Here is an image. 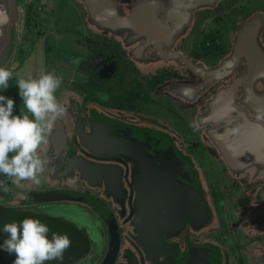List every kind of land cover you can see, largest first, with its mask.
<instances>
[{
  "label": "flooded vegetation",
  "instance_id": "1",
  "mask_svg": "<svg viewBox=\"0 0 264 264\" xmlns=\"http://www.w3.org/2000/svg\"><path fill=\"white\" fill-rule=\"evenodd\" d=\"M39 1L24 0L23 22L26 29L33 26V32L44 40L36 26ZM68 1L77 13V22L69 29L74 37L70 40L69 35L63 46L56 44L53 48L47 41H41L46 53L52 54L51 61L44 59L43 72L55 71L62 79L56 95L67 112L53 126L46 151L41 150L42 158L47 160L41 183L22 181L18 185L9 183L7 192L0 189V245L8 237L2 232L4 224L34 218L49 226V237L51 232L66 233L73 244L63 253V260L46 264H102L109 249L110 222L118 234L117 253L110 264H151L143 260L135 247L138 233L131 224L132 192L124 179L121 208L104 196L103 187L85 183L75 169L64 174L66 162L71 158L89 157L95 163H109L101 149L108 148L106 141L111 137L122 138L121 133L135 135V129H139L167 136L191 160L213 215L206 227L192 230L186 226L179 234L164 238L170 247L165 256L181 261L192 248L214 246L221 264H264V169L246 167L237 174L230 172L219 151L206 140V131L216 125L197 121L205 103L229 83L220 79L210 81L201 75L218 67L231 52L237 25L232 23L220 40L202 31L209 16L214 19L211 14L229 0H219L211 8H196L190 16L185 13L164 17L159 9L154 13L150 7L148 15L142 18H148L150 24L160 20L171 30L172 25L173 36L156 31L151 32L153 37H137L131 42L95 29L87 20L82 2ZM257 10L240 22L252 14H264L263 9ZM29 13H33L31 23L27 20ZM36 38L20 41L21 46L29 50L40 43ZM260 40L264 46V28ZM19 44L13 37L9 54L14 55ZM22 61L24 58L19 64ZM202 83H208L203 91L184 92L187 87ZM11 87L15 93L11 97L15 101L13 115H20L23 101L19 88L15 83ZM141 135L138 137L145 140V135ZM85 142H89L90 148L84 146ZM52 190L91 196L104 209L106 220L77 202L29 203L30 192ZM14 260V255L0 248V264H13Z\"/></svg>",
  "mask_w": 264,
  "mask_h": 264
},
{
  "label": "water",
  "instance_id": "2",
  "mask_svg": "<svg viewBox=\"0 0 264 264\" xmlns=\"http://www.w3.org/2000/svg\"><path fill=\"white\" fill-rule=\"evenodd\" d=\"M79 1L85 6L92 27L131 42L137 37H153L152 33L156 31L173 36L172 25L171 30L160 20L150 24L148 18H142L148 15L150 7L154 13L159 9L164 17L185 13L190 16L194 9L214 7L219 0ZM1 11L0 66L7 67L13 56V52L9 54L11 36L18 23L17 0H2ZM263 28L262 13L252 14L239 22L232 38L231 52L218 67L201 73L210 81L229 80L228 85L205 103L197 121L216 125L215 129L206 131V140L216 147L233 174L246 167L264 169V46L260 42ZM207 86L208 83H202L187 87L184 92L203 91ZM135 132V135L121 133L123 139L111 137L106 141L108 148L101 149L104 160L109 163H95L89 157L71 158L66 162L64 174L75 169L85 183L103 187L104 196L121 208L125 198L124 179L132 192L129 195L133 208L131 224L138 233L135 247L143 260L151 264H221L214 246L192 248L181 261H176L174 256H165L170 247L164 238L179 234L186 226L192 230L206 227L213 215L191 160L160 132L139 129ZM141 133L145 140L138 137L142 136ZM88 143L83 144L90 148ZM28 198L29 203L77 202L105 218L104 209L97 206L89 195L52 190L30 192ZM111 224L108 222L109 249L105 264L115 259L118 247L117 228L113 226L112 229Z\"/></svg>",
  "mask_w": 264,
  "mask_h": 264
},
{
  "label": "clouds",
  "instance_id": "3",
  "mask_svg": "<svg viewBox=\"0 0 264 264\" xmlns=\"http://www.w3.org/2000/svg\"><path fill=\"white\" fill-rule=\"evenodd\" d=\"M14 75L23 101L21 114L13 115L15 101L0 95V176L5 178L0 179V189L5 192L9 183H41L40 176L47 164L41 150L46 151L53 126L67 112L56 95L62 79L55 71L42 72L36 77L29 74L25 78L0 66V88L7 90ZM2 232L8 237L0 248L15 256L13 264L63 260V253L72 245L66 233L51 232L49 237V226L34 218L6 223Z\"/></svg>",
  "mask_w": 264,
  "mask_h": 264
},
{
  "label": "rangeland",
  "instance_id": "4",
  "mask_svg": "<svg viewBox=\"0 0 264 264\" xmlns=\"http://www.w3.org/2000/svg\"><path fill=\"white\" fill-rule=\"evenodd\" d=\"M39 8V11H38ZM257 9L264 10V0H229L221 3L215 12L214 19H209L202 26L204 35H213L215 38H225V33H228L229 27L232 23L236 26L242 19L249 16ZM24 0H18V23L13 37L17 38L19 46L18 50L13 55L12 61H10L9 67L14 73H19L20 76L27 77L31 74L33 77L38 76L43 72L46 65L44 59L51 61L52 54L48 55L44 50V44L41 41H47L49 47L53 48L56 44L61 47L65 43L66 38H73L71 35L74 32L69 31L74 23L77 22V13L74 10L73 5L68 0H40L37 6V30L41 32L44 40H41L40 34L33 32V26H28V29L24 25ZM33 13H29L28 22H33ZM76 30V28H74ZM215 31V32H213ZM39 32V33H40ZM53 32V33H51ZM37 37V41L40 43L34 44V47H29V50H25L21 46L20 41H26L27 39H33ZM50 41V42H49ZM13 45V44H12ZM67 49V48H65ZM71 50V48H70ZM24 58L19 64V61ZM49 64H47L48 66ZM17 77L13 76L9 80V87L7 90L0 88V95L11 98L15 97L14 89L11 87L12 84H16Z\"/></svg>",
  "mask_w": 264,
  "mask_h": 264
},
{
  "label": "bare ground",
  "instance_id": "5",
  "mask_svg": "<svg viewBox=\"0 0 264 264\" xmlns=\"http://www.w3.org/2000/svg\"><path fill=\"white\" fill-rule=\"evenodd\" d=\"M2 0H0V15L2 14Z\"/></svg>",
  "mask_w": 264,
  "mask_h": 264
},
{
  "label": "crops",
  "instance_id": "6",
  "mask_svg": "<svg viewBox=\"0 0 264 264\" xmlns=\"http://www.w3.org/2000/svg\"><path fill=\"white\" fill-rule=\"evenodd\" d=\"M18 95V94H17Z\"/></svg>",
  "mask_w": 264,
  "mask_h": 264
}]
</instances>
